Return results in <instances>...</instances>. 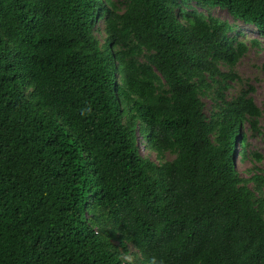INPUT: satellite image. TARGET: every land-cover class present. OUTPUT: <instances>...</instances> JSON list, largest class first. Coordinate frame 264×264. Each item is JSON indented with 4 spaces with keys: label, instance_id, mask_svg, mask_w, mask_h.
Returning a JSON list of instances; mask_svg holds the SVG:
<instances>
[{
    "label": "trees",
    "instance_id": "16d2710c",
    "mask_svg": "<svg viewBox=\"0 0 264 264\" xmlns=\"http://www.w3.org/2000/svg\"><path fill=\"white\" fill-rule=\"evenodd\" d=\"M198 7L264 41V0H0V264H264L248 46Z\"/></svg>",
    "mask_w": 264,
    "mask_h": 264
},
{
    "label": "rangeland",
    "instance_id": "374dc122",
    "mask_svg": "<svg viewBox=\"0 0 264 264\" xmlns=\"http://www.w3.org/2000/svg\"><path fill=\"white\" fill-rule=\"evenodd\" d=\"M122 2V1H120ZM119 2V3H120ZM121 5V4H120ZM197 7V5H195ZM122 7V6H121ZM200 11L205 14L212 13L213 15L226 19L236 25V35L247 43L248 49L246 54L240 59L236 64L234 71L242 78L244 81H248L254 87L252 91V97L255 103L261 108L262 115L259 119V128L264 132V71L261 68V64L264 60V41L261 39L258 31L252 25L244 24L241 21H234L232 17L222 9H212L207 11L198 7ZM97 27L102 30V25L98 24ZM98 37L103 42L105 35L102 31H98ZM257 39L260 40V45L254 46L251 45V40ZM244 81L241 84L233 83L231 89L229 90L230 96L235 95L238 90H240ZM206 113L210 111L211 108V99L204 98ZM244 131L247 135V158L242 161L240 160V144H237V153L234 156L235 165L241 173V175L249 177L254 171L264 173V140L257 133L253 132L248 126H244ZM142 136L139 137V149L142 154H146V149L144 148V142ZM253 152L260 154V159L252 155ZM172 154H166L167 159H171ZM252 170L253 172L249 171ZM128 251L130 254H127L126 258L133 260L135 258H140V255L137 254V250L132 246H128ZM137 254V256H136Z\"/></svg>",
    "mask_w": 264,
    "mask_h": 264
},
{
    "label": "clouds",
    "instance_id": "9594fccd",
    "mask_svg": "<svg viewBox=\"0 0 264 264\" xmlns=\"http://www.w3.org/2000/svg\"><path fill=\"white\" fill-rule=\"evenodd\" d=\"M139 137H140V135H139ZM143 138V137H142ZM143 140V142H144V139H142ZM139 144H140V142H139ZM145 148V147H144Z\"/></svg>",
    "mask_w": 264,
    "mask_h": 264
}]
</instances>
